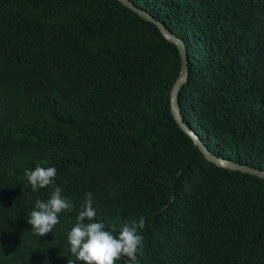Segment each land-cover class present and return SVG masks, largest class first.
I'll return each mask as SVG.
<instances>
[{
  "label": "trees",
  "instance_id": "16d2710c",
  "mask_svg": "<svg viewBox=\"0 0 264 264\" xmlns=\"http://www.w3.org/2000/svg\"><path fill=\"white\" fill-rule=\"evenodd\" d=\"M128 1L186 47L184 123L264 171V0ZM180 73L177 47L117 0H0V264L75 261L89 192L115 235L144 218L137 264H264V179L217 167L180 129ZM36 167L73 205L42 237L27 220L53 188L31 190Z\"/></svg>",
  "mask_w": 264,
  "mask_h": 264
},
{
  "label": "clouds",
  "instance_id": "9594fccd",
  "mask_svg": "<svg viewBox=\"0 0 264 264\" xmlns=\"http://www.w3.org/2000/svg\"><path fill=\"white\" fill-rule=\"evenodd\" d=\"M57 169L55 167H36L25 171L24 176L33 192L45 188H53L47 201L36 200L35 210L31 211L27 223L31 231L39 237L52 232L59 223V214L71 211V201L61 195L62 189L55 186ZM96 211L92 207V193H85V203L77 216L76 225L68 234L69 251L75 261L82 264H116L121 257H126L125 264H137V253L142 249L143 238L138 230L145 227L144 218L138 223L126 224L118 235L106 230L102 222H93Z\"/></svg>",
  "mask_w": 264,
  "mask_h": 264
},
{
  "label": "water",
  "instance_id": "95a60500",
  "mask_svg": "<svg viewBox=\"0 0 264 264\" xmlns=\"http://www.w3.org/2000/svg\"><path fill=\"white\" fill-rule=\"evenodd\" d=\"M117 1H119L126 8H128L131 11H133L134 13H136L142 19L154 24L159 29L160 33L169 42L174 44L179 51V56L181 59V73H180V77L176 81V83L173 86V89L171 91L170 109H171V114H172L174 120L176 121V123L178 124V126L180 127V129L196 143V145L199 147V149L203 153L205 159L207 161L213 163L217 167L229 169L232 171H238V172L249 174V175H254V176H257L261 179H264V171H262L260 169H256V168H253L251 166L242 165L239 163H235V162H231V161H228L225 159H221V158L215 157L214 155L209 153L208 150L206 149V147L203 145V143L199 139V137L184 123V121L181 117V114L178 110L177 104H176L177 93H178L180 87L188 79V66H187L188 57H187V51H186V47H185L184 43L180 39L170 35L162 23H160L158 20L154 19L147 12H145V11L141 10L140 8L136 7L135 5H133L128 0H117Z\"/></svg>",
  "mask_w": 264,
  "mask_h": 264
}]
</instances>
